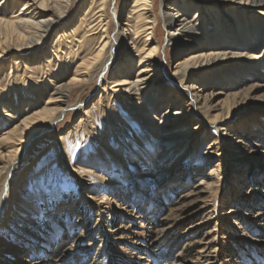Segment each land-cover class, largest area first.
Masks as SVG:
<instances>
[{
    "label": "rangeland",
    "instance_id": "rangeland-1",
    "mask_svg": "<svg viewBox=\"0 0 264 264\" xmlns=\"http://www.w3.org/2000/svg\"><path fill=\"white\" fill-rule=\"evenodd\" d=\"M102 2L74 0L72 22L55 24L37 51L6 52L0 62L1 155L26 136L6 133L55 107V86L69 82L96 52L101 39L94 14ZM104 3L110 36L117 15L125 39L103 72L95 69L75 86L57 124L13 166L0 207V264H264V57H251L264 49L263 15L237 8L220 19L212 9L200 24L197 45L180 49L182 55L166 45L155 0L156 56L166 66L165 82L101 98L99 83L109 80L133 41L129 77L142 56L141 36L134 38L143 19L139 1ZM20 7L11 0L0 7V19L17 18ZM19 40L0 24V48ZM198 50L245 58L184 77L173 73L184 55ZM177 83L192 86L194 99L206 95L207 119L220 113L219 121L208 125L182 89L169 100ZM5 179L3 173L0 195Z\"/></svg>",
    "mask_w": 264,
    "mask_h": 264
},
{
    "label": "bare ground",
    "instance_id": "bare-ground-1",
    "mask_svg": "<svg viewBox=\"0 0 264 264\" xmlns=\"http://www.w3.org/2000/svg\"><path fill=\"white\" fill-rule=\"evenodd\" d=\"M10 1L11 0H0V7L5 6ZM17 1L21 4L19 9L20 15L15 19L7 21L0 19V24H3L12 32V34L17 36L18 40H20L13 45H11L13 41L8 45L4 44L3 47L0 48V62L6 58V52L8 51L16 52L23 48L30 49L31 52L37 51V49L45 43L48 33L53 30L55 24L66 22L65 25H68L73 20L72 16H68V14L70 10H72L71 6L74 3V0ZM105 1L106 0H103L97 12L94 14V16H96L94 20L97 19L94 24L97 25L95 29L98 30L96 36H99L101 39L99 40L97 50L94 54L85 58L79 64L81 67L75 69V74L69 82L55 86L54 89L56 95L53 101L55 103L57 102V105L37 112L32 121L29 122V119L27 118L22 121L17 129L6 133L13 135L15 132L21 131V133H25L26 136L17 139L20 141L18 143L19 147L10 150L6 154H0V178L3 173L7 174V179H5L1 186V208L4 207L6 202V191L9 185L8 176L12 172L13 166L26 157L33 141L39 135H42V133L49 130L59 120L66 109H68L67 107H70V105L67 104V100L75 86L86 81L93 70L101 68L100 70L103 72L116 54L118 40L121 41L125 39L123 33L124 29L121 28L119 16L117 15H115V22L113 21L115 24H113L114 33L110 36V22L107 19V5L104 3ZM136 1H139L137 7L140 11L137 16L139 17L142 15L143 19L142 24L136 25L134 38L137 39L141 36L142 47L140 53H142V56L141 54L140 56L138 55L139 58L136 64L137 67L134 71L135 74L133 77H129L128 72L131 71L133 67V57L135 56L133 50H131L133 45H135V42L133 41L132 46L125 49V58L119 61L115 72L110 74L109 80L102 85L99 83L100 92L102 93L100 96L101 98L105 97L107 93L111 95L116 94L120 97L127 95V93L136 94L147 88L151 89L155 83L163 84L165 82L163 72H165L166 66L163 68L156 56L158 53V47L156 45L157 40L154 37V33L157 31L158 18L155 16V0ZM80 4L75 7L77 13L82 9V5L80 6ZM228 5H232L231 11L227 9ZM160 6L162 9L161 14L164 26L167 30L166 45H174L176 52L178 54L182 53V55L184 49H189L190 45H197V37L201 36V33L199 32L200 24L202 23L203 18L206 17L208 15L207 13L212 9H216L220 19L222 15L227 16L232 14L237 8H244L252 11L255 10L254 13L256 12L264 17V0H160ZM193 8L195 9V13L189 18V12ZM75 9L73 11H75ZM219 21L220 20H218V22ZM214 25L216 30H218V24L215 23ZM89 34L93 35L94 33H91L90 31ZM111 37L113 40H111ZM180 49H183V51L180 52ZM262 56L264 57V49L262 52L252 55L251 57L257 59L259 57L262 58ZM19 58L20 57L16 59V62L21 61L24 65V70H29V64ZM235 58H245V55L236 52L227 53L198 50L195 53L184 55V57L175 64L173 73H180L184 77L190 70L197 72L207 68L209 65L211 66ZM10 67H12V65H10ZM115 74L118 76L117 79H114ZM180 89H182L187 97H189L190 102L188 105L197 110L198 114H204L206 116L205 122L208 125H214L219 121L218 117L221 115L220 113L212 119H207L206 112L210 109V106L207 103L208 97L204 95L201 98L194 99L195 97L192 86H183V84L177 83L176 90L172 91V94L175 95L170 93L168 96L169 100L176 96L177 93L179 94ZM157 91L158 100L163 99V90L158 89ZM78 106L79 105H71L72 108H77ZM4 108L5 107L1 108L3 114L8 116L9 114L7 112L4 113ZM169 117H171V114L167 115V118ZM190 131L193 132L194 130ZM2 144L3 139L0 140V146Z\"/></svg>",
    "mask_w": 264,
    "mask_h": 264
}]
</instances>
